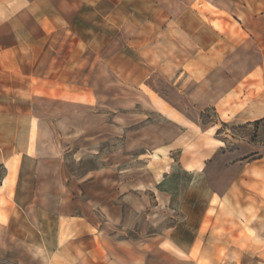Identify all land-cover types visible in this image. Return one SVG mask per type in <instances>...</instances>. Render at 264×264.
Masks as SVG:
<instances>
[{"label":"rangeland","instance_id":"obj_1","mask_svg":"<svg viewBox=\"0 0 264 264\" xmlns=\"http://www.w3.org/2000/svg\"><path fill=\"white\" fill-rule=\"evenodd\" d=\"M108 48L109 78L93 80L95 94H81L71 101L69 94L52 91L30 104L16 94L0 96L4 104L0 105L4 156L0 186L4 181L9 188L0 191L5 199L0 206V231L10 216L9 228L25 233L31 239L26 245L32 246L37 240L25 216H39L37 236L50 249L60 245L63 259L72 258L74 249L83 264H116L117 257L137 264H264V223L234 222L210 198L201 177L188 170L189 161L202 162L214 148L212 129L204 133L193 126L181 127L180 132L167 118L171 114L166 98L173 96L164 94L167 81L141 80L149 64L141 62L132 46L122 48L111 39ZM124 69L125 80L118 76ZM30 81L36 85L35 79ZM5 114L11 123L7 127L1 124ZM36 120L44 125L35 126ZM200 120L205 127L218 121L213 108L201 113ZM245 132V125L225 124L218 137L231 141L232 134ZM27 139L28 152L34 151V141L42 145L36 151L46 154L44 167L60 173L51 176L58 183L48 176L50 191H37L36 160L21 157ZM13 162L16 167L10 170ZM34 195H42L44 205L26 208ZM156 199L160 207L153 206ZM141 200L147 202L145 209L138 207L141 213H133L131 205ZM204 209L206 219L201 224ZM86 222H106L105 236L124 239L126 250L114 249L112 241L104 248L93 237L96 228ZM76 226L83 238L75 240L69 232ZM73 241L77 243L72 245ZM103 250L112 254L111 260Z\"/></svg>","mask_w":264,"mask_h":264},{"label":"crops","instance_id":"obj_2","mask_svg":"<svg viewBox=\"0 0 264 264\" xmlns=\"http://www.w3.org/2000/svg\"><path fill=\"white\" fill-rule=\"evenodd\" d=\"M111 39L119 47L132 46L141 62L149 64L141 80L167 81L164 94L173 95L166 98L171 114L167 118L180 132L181 127L193 126L204 133L212 129L214 148L202 162L188 163V170L201 177L210 198L236 223H264V123L255 124L264 118V0H0V96L16 94L30 104L52 91L69 94L70 99L97 93L93 80L109 78ZM118 76L125 80V69ZM155 90L160 92H152ZM207 108H213L218 119L212 127H205L200 120ZM5 115L1 124L7 127L11 123ZM225 124L245 125L248 132L225 140L218 137ZM43 125L35 121V126ZM28 146L27 139L20 154L36 160L37 191H50L48 182L58 183V178L51 176L60 173L44 167L46 154L36 151L42 145L34 141L32 153ZM2 150L0 147V165H4ZM14 163L8 166L10 170L16 167ZM2 189L9 190L4 181ZM41 199L42 195H34L26 208L44 205ZM3 202L0 196V206ZM146 205L144 200L131 205L133 213H141L138 207L145 209ZM153 206L161 204L156 199ZM25 217L37 241L27 246L31 239L10 229V216L5 217L0 231V264H83L74 249L72 258L63 259L59 244L50 249L37 236L39 216ZM204 219L206 209L201 224ZM86 224L96 228L93 237L104 248L112 246V241L114 249L126 250L124 239L115 241L110 233L105 236L102 228L106 222ZM200 229L201 225L198 233ZM71 232L73 239L83 238L77 226ZM103 251L111 260L112 254ZM113 261L137 264L118 257Z\"/></svg>","mask_w":264,"mask_h":264},{"label":"trees","instance_id":"obj_3","mask_svg":"<svg viewBox=\"0 0 264 264\" xmlns=\"http://www.w3.org/2000/svg\"><path fill=\"white\" fill-rule=\"evenodd\" d=\"M260 122H263L264 123V118H262V119H260V120H257V121H255V124H258V123H260ZM3 179V178H2ZM1 179V180H2ZM0 183H1V181H0Z\"/></svg>","mask_w":264,"mask_h":264},{"label":"bare ground","instance_id":"obj_4","mask_svg":"<svg viewBox=\"0 0 264 264\" xmlns=\"http://www.w3.org/2000/svg\"><path fill=\"white\" fill-rule=\"evenodd\" d=\"M3 182V181H2Z\"/></svg>","mask_w":264,"mask_h":264}]
</instances>
